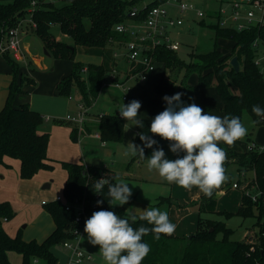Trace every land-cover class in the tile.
Instances as JSON below:
<instances>
[{"label": "trees", "instance_id": "1", "mask_svg": "<svg viewBox=\"0 0 264 264\" xmlns=\"http://www.w3.org/2000/svg\"><path fill=\"white\" fill-rule=\"evenodd\" d=\"M167 0H152L132 15L138 0H56L42 1L29 12L31 0H12L0 2V31L19 25V22L30 16L35 24L34 31L41 37L46 50L56 58L73 61L72 71L59 82L58 94L70 96L74 90L79 92V102L86 108L90 107L98 97L107 78L108 70L102 64L83 63L76 60L77 46L106 47L113 43H127L128 33L119 32L116 26L129 21H144L148 11ZM58 26L61 32L73 39L72 43L58 39L54 32ZM216 29V39L226 38L233 41V46L226 51L215 43L212 51L207 53H191L197 57L195 62H187L177 55L166 44H158L153 48L154 56L166 70L165 75L155 84L156 97L149 100V116L139 118L144 127L136 126L135 141L139 146L143 142L139 133L144 132L157 141L154 147L169 150V142L159 136H152L148 131L151 120L167 106L163 97L172 96L177 92L183 93L181 100L185 105L195 103L210 113L212 104L200 98V90L214 87L220 97L225 115L239 117L248 113L255 126L264 123V118L257 117L252 112L253 105L264 108V24L248 29L237 30L212 25ZM0 32V40L4 36ZM12 67V81L5 106L0 111V164H5V158H15L20 162V176L30 179L40 170H52L53 164L48 157L49 132H39L45 121V116L33 110L27 102L15 104V99L25 94V87L34 84V78L20 72V63L11 55L10 50L2 52ZM237 56L240 70L236 71L231 65V59ZM263 57L261 62L259 58ZM184 73L180 76L181 72ZM168 74V75H166ZM197 74L196 86L189 79ZM126 120L119 112L103 113L98 116V133L102 141L122 142L125 138ZM76 127L72 137H77ZM254 143V141H252ZM227 153L225 167L229 181L210 198L202 197L194 202L199 211L198 225L194 233L187 236L161 235L155 239L150 232L144 242L150 245L151 251L143 264H259L264 262V148L257 145L246 151L235 150L225 144H220ZM153 151L145 148V157ZM140 159L134 156L132 160ZM61 165L67 170V180L63 196L72 205L83 203L85 217L76 221V212L67 210L61 201L53 200L45 205L52 215L56 228L43 241H26L21 231L16 236H10L3 226V219H12L15 211L9 201L0 202V264H12L9 252L22 255V264H34V259L43 260L45 264H58V257L52 247L67 240L78 237L79 231L84 230L85 221L94 211L110 210L127 218L129 206L135 199L132 195L128 204L110 207L108 203V186L105 185L100 195L93 192V185L99 179L116 183L119 175L102 166H86L79 162L62 161ZM235 166V170L232 168ZM236 172L237 177L234 176ZM237 184L242 190L241 203L235 212L218 211V193L228 191ZM98 200L103 204L97 205ZM161 201L171 203L170 197ZM220 213L226 218L239 215L242 218L256 219V229L246 233L243 240L231 239L234 229L227 226L224 220L209 217V214ZM139 215V214H137ZM146 221H137L134 228ZM221 234V238L218 235Z\"/></svg>", "mask_w": 264, "mask_h": 264}, {"label": "crops", "instance_id": "2", "mask_svg": "<svg viewBox=\"0 0 264 264\" xmlns=\"http://www.w3.org/2000/svg\"><path fill=\"white\" fill-rule=\"evenodd\" d=\"M4 1L6 2L8 0ZM129 23L133 22L129 21ZM25 26L27 25H24V22L22 23V25L20 24V37L24 33H28L29 31L35 32L32 27L30 30H28L25 28ZM21 46L23 53L25 54L24 61H31L38 68H40L39 71H34L31 73V76L32 78H34L35 83L30 84L24 88L26 93L24 94L25 96L23 97V101L21 102L29 103L30 107L33 110L42 113L44 116L46 115L47 117L45 118L47 121H49L52 116L56 115L61 116V119L59 120V122H56V119H53L54 122L52 124L47 123L46 125H41L39 128L40 133L49 132L50 134V140L48 144V157L50 158V162L53 164L54 168L52 170H48L49 172H45V169H42L30 179H23L20 176L18 180L15 179L17 181H15L16 183H14L13 185H9L7 174L9 175L10 171L8 170V167L11 164L18 165L20 175V162L18 159L6 157V163L0 164V180L2 181L0 184V202L9 201L15 211L14 217H16L20 210H22V207H24V211H28V203L27 199H25L26 195L24 197L23 194L27 191L33 190L32 188L51 190L54 186L55 178L59 173L61 183L60 185H58V187L60 188L61 186V193L47 192L45 194H42L43 196L47 197L41 198V204L43 200H47L48 202L55 200L57 195L63 194V189L67 180V170L62 167L61 162H79L85 164L86 166L105 167L116 172L119 177L124 180L125 183H128L129 187L132 189V195L135 196V199L129 206V211H135L136 214H139L141 210H145L148 207H157L162 211H166L171 222L176 225L174 232L175 235L187 236L191 233H194L197 229L199 217V211L197 210V206L194 205V202L198 201L203 194L195 188L192 189V191H186L183 188L176 186L175 184H168L167 182L162 180L155 171L149 172L147 169L146 159L151 156L152 151H150L145 157L146 159L143 160H132L134 156H125L124 152L126 151V146L130 142L138 145V143L135 141L136 129L134 136L129 138L128 141L126 140V142H128L127 145L124 144L123 146H121L123 141H125L126 139V133L122 143L118 142L117 144H111V142L109 143L102 141L100 136L96 135V133H98L97 115H101L103 113H116L119 112V110L117 109L116 112L96 110L95 102L98 97L94 100L92 106L87 108L86 112L89 110L90 113H86L87 117L84 123L86 131L80 133L78 123L68 119L67 116L76 115L80 110L81 103L77 100V103L79 104V110L77 109L78 112L76 111V114H67L66 111L68 110L69 100L61 97L58 94L57 89V86L61 79L64 76L68 75V72L72 71L73 64L72 67L67 68L66 65L62 61H60L61 59H63L61 58L57 61L58 66H56V68H51L48 63H45L44 56L34 55L30 51L31 44L29 41L21 39ZM80 47L83 48V50L85 51V53H83L87 54L90 59H86L87 62H84V59L76 55L77 61H81L84 63L102 64L107 68L108 73L105 81L106 83L104 82L102 89L108 86V84H111L112 88L121 93L120 97L122 102L129 101L130 93L126 91H133L132 94L136 96V99L140 102H143L144 104V109L142 110L141 108L139 110L140 115L137 118L139 119L142 117H148L150 114L148 106L149 100L156 97L154 86L166 73L163 64L161 62H157L156 70L149 76V79L145 82H140L138 80L137 74H135L140 68V62L137 60L132 61L127 58L125 43H113L106 47L77 46V50ZM44 49L46 48L44 47ZM46 55L51 54L48 52V54ZM124 61L126 64H123ZM113 75L116 77L117 81L122 83L121 87L114 85V83L110 79ZM12 78V67L10 65L8 66L2 60H0V111L5 106ZM134 81H137L138 83ZM115 98L116 97L114 96H109L107 101H109V103H112L114 102ZM21 102L15 104L17 105ZM65 113L66 115H64ZM88 115H90V117ZM76 127L78 128L77 137L74 138L72 137V134ZM87 135H92L95 138ZM254 144L259 146L255 141ZM232 147L244 151V149L237 148L234 145ZM97 149L102 150L98 152ZM165 153L166 158L168 159L174 160L177 158V155L173 154L171 151H165ZM179 155H183V153H180ZM234 189H238L240 192V196L237 197L239 203H237L238 205L236 208L239 207L241 203L242 190L233 186V188L229 189L228 191L223 190L218 193V211H232L231 209H222V207H220L221 205L219 204V199L222 196L229 195V193ZM163 197H170L172 202L169 203L166 201H161V198ZM23 199H25V202H23ZM42 205L45 206L44 204ZM3 220V226L7 233L10 236H16L19 233L20 229H14L12 232H10L11 230H8L9 228L5 223L9 222L10 219ZM27 225L28 224H25L24 227L26 228ZM55 228L56 224L53 219V222H51L50 224L48 223V225L45 224V227L42 228L43 235L41 237H37V239H35L36 237H25L24 235H22V237L26 241L37 240L41 242L46 239L54 231ZM65 250L68 253V250L66 248ZM16 253L17 252L14 251L9 252V258L12 264L17 259L16 257H19L17 259V262L22 264V255L20 253H17L18 255H20L18 256ZM67 253L65 256L66 259ZM33 262L34 264H41L42 261L38 259V263H35L34 259Z\"/></svg>", "mask_w": 264, "mask_h": 264}, {"label": "clouds", "instance_id": "3", "mask_svg": "<svg viewBox=\"0 0 264 264\" xmlns=\"http://www.w3.org/2000/svg\"><path fill=\"white\" fill-rule=\"evenodd\" d=\"M182 95L181 92L165 95L163 100L167 106L151 120L148 129L152 136L168 141L169 150L177 158H166L162 148L154 147L157 141L144 132L138 134L143 146L130 142L124 155L146 159L144 149L151 148L152 154L146 159L149 172L155 171L168 184H175L186 191L195 188L210 198L230 179L225 167L227 153L220 144L233 146L247 135V128L239 117H220L205 113L195 103L185 105L181 100ZM141 107L140 101L132 100L128 104H121L118 110L121 118L130 122V127L143 128V120L137 118ZM252 112L264 118V108L260 105H253ZM115 180L114 184L106 179L97 180L93 192L100 195L107 184L110 207L124 206L130 201L132 189L120 177H115ZM103 202L98 200L97 205ZM137 221H146L151 227L141 224L134 228L132 225ZM175 228L168 213L157 207L141 210L139 215L129 211L127 218L101 209L94 211L85 221L84 233L91 245L99 246L104 264H143L151 251L143 238L150 232L155 239H160L161 235L170 236Z\"/></svg>", "mask_w": 264, "mask_h": 264}, {"label": "rangeland", "instance_id": "4", "mask_svg": "<svg viewBox=\"0 0 264 264\" xmlns=\"http://www.w3.org/2000/svg\"><path fill=\"white\" fill-rule=\"evenodd\" d=\"M9 1H12V0H8L6 2H9ZM48 1L49 2L50 1L56 2V0H48ZM150 1H152V0H138L137 7L141 8V7L145 6L147 3H149ZM190 1H192L195 5L201 7L205 12H207L208 15L200 20V18H197V16L194 13L186 12L184 14V20H185L184 25L181 28L177 27V28H170L169 29V34H170L171 38L173 40H178L181 43L180 49L177 50V55L181 59L186 60L187 62H195L198 59L196 56L192 57L191 53H207V52H210L215 47L216 41H217V44L220 46L221 49H223L225 51L227 49H230L234 44L233 41L226 39V38L216 39V29L214 27H212V25L216 24L217 17L210 15V13H212V11L213 12L216 11L219 8V6H220L219 0H190ZM0 2L6 3L4 0H0ZM168 6H170V5H167V7ZM173 6H174V4L171 3V7H168V8L169 9L171 8L172 14L178 15L177 10ZM25 21H28V22H25ZM23 22H24V25L25 24L27 25V26H25V28L28 30H30L31 27L32 28L35 27V24L32 21V19L30 18V16L22 19L19 22V24L22 25ZM0 32L2 33V30ZM53 32L57 38L65 40L69 43L73 42V39L70 36L64 35L58 26L53 28ZM3 37L4 36H2V39L0 40V45L3 41ZM21 39L25 40V41H29L31 44L30 51L34 55L44 56L45 57V63L46 64L48 63L51 68H56V66H58L57 61L61 58H56L53 55H46L44 45H43V41H42L41 37L36 32L29 31L28 33H24L21 36ZM6 43H7V41L5 39V45H6ZM0 51H1V48H0ZM2 52L3 51H1V53H0L1 54L0 60H2L5 64H7L9 66L10 63ZM10 52H11V55L20 63V72L23 75L32 77L31 76L32 72H34V71L36 72V71L40 70V68H38L31 61H26V60L24 61L25 54L23 53L22 46H21V52H22L21 59L16 58L14 56L15 54L12 50H10ZM83 52L85 53L83 48L80 47V48H78L76 55L79 56L80 58L84 59L83 60L84 62H87L86 59H90V58L87 54H84ZM60 61H62L66 65L67 68L72 67V64H73L72 60L61 59ZM123 64H126L125 61ZM70 71H71V69H70ZM69 73L70 72H68V74ZM183 73H184V71L181 72L180 76ZM166 75H168V74H166ZM134 82H137V81H134ZM189 82L191 85L196 86L197 82H198L197 74H193L190 77ZM126 92L130 93L129 101L128 102H122L121 97H120L121 93L119 91L115 90L114 88H112L111 84H108V86L104 87L101 90L100 95L98 96V98L95 102V105H96L95 109L99 110V111L103 110L105 112H116V110L118 109V107L121 104H123V103L128 104L132 100H137L136 96H134L132 94L133 91H130V92L126 91ZM24 96H25L24 94L17 96L15 99V103H19V102L23 101ZM60 96L69 100L68 110L66 111L67 114H74L77 111V109L79 110V104L77 103V100L79 102L80 96H79L78 90H74V92L70 96H62V95H60ZM109 96L116 97L114 102L109 103V101H107ZM200 96L203 100L208 101L212 104L213 109H212L211 114L218 115L220 117L225 116L223 109H222V103H221L220 97L218 95L217 90L214 87L202 88L200 90ZM141 105H142L141 108L143 110L144 109L143 102H141ZM87 112L90 113L89 110ZM66 113L64 115H66ZM88 116L90 117V115H88ZM97 116H100V114H98ZM45 117H47V116L45 115ZM53 119L54 120L56 119V122H59V120L61 119V116H58V115L52 116V118L49 119V121H47L45 118V121L43 122L42 125H46L47 123L52 124L54 122ZM242 123L247 128V135L243 139L235 142L234 146L237 148H240V149H244V151H245V150L249 149L251 144H253L252 141H255L259 145V147H264V123L260 126H255L253 119L251 118V116L248 113H245L243 115ZM130 126H131L130 122L126 121V125H125L126 139H125V141H123V143L121 142L122 143L121 146H123L124 144L127 145L128 142H126V140L128 141V139L133 137L135 134L136 126H132V127H130ZM87 136L95 138L92 135H87ZM117 143L118 142H111V144H117ZM231 148H233L235 150H239V149H236L232 146H231ZM97 150H98V152H100L102 149H97ZM239 151H243V150H239ZM8 168H9L8 170L10 171V174L9 175L7 174V176H8L7 179H9V185H13L14 183L17 182L16 180H18L20 177L18 165H12L11 164ZM232 169L235 170V166ZM45 172H49V171L45 170ZM234 176L237 177L236 172L234 173ZM1 182L2 181L0 180V184H1ZM60 183H61V179H60V174L58 173L57 177L55 178L54 186L52 187L51 190H46V189L41 190L38 188H32L33 190L25 192L23 194V196L25 197V195H26L25 199H27L28 211H24V207H22L21 208L22 210H20V212L16 215V217L10 219L9 222H5L9 228L8 230L9 231L11 230L10 232H12L14 229L15 230L20 229V231L22 232V235H24L25 237H27V236H30L32 238L36 237L35 239H37V237H41L43 235L42 234L43 233L42 228L45 227V224L48 225V223L50 224L51 222H53L52 215L49 213L47 208L41 204V198L47 197V196H43L42 194H45L47 192H51V193H56V192L58 193L59 192V193H61L62 188H61V186H60V188L58 187V185H60ZM238 196H240V192L238 189L232 190L229 193V195H227V196H222L219 199V204L221 205L220 207H222V209H231L232 211H235L237 209L236 208L238 205L237 203H239V200H237ZM25 199H23V202H25ZM49 200H50V198H49ZM208 216L213 218V219L224 220L227 223V226H230L232 229H234V233H232V235H231V239H233V240H243L245 238L246 233L252 232L253 230L256 229V227H255L256 219L253 217H249V218L245 219L239 215L234 214V215L230 216L228 219H226L224 215H222V214L220 215L218 213H212V214H209ZM25 224H28L26 228L24 227ZM80 232L82 234L81 233H80V235L78 234V237L76 238L79 245L83 249L89 251L94 257V259L84 261V264H104V261L99 254V246L91 245L88 241L87 234L83 233L82 230ZM218 237L221 238V234H219ZM52 251L58 257V264H64L66 261L65 256H66L67 251L63 247V244L59 243V244L53 246ZM18 256H20V255H18ZM16 258L18 259L19 257H16ZM17 259L13 262V264H20L19 262H17ZM41 261H42L41 264H45V262L43 260H41Z\"/></svg>", "mask_w": 264, "mask_h": 264}, {"label": "built area", "instance_id": "5", "mask_svg": "<svg viewBox=\"0 0 264 264\" xmlns=\"http://www.w3.org/2000/svg\"><path fill=\"white\" fill-rule=\"evenodd\" d=\"M42 1L46 0H31L29 12L32 13ZM219 2V8L214 12L212 11L210 15L217 17L216 24L220 26L243 30L264 24V0H219ZM171 3L174 4L173 7L177 10L178 15L172 14L171 8H168L171 7ZM167 5L170 6L167 7ZM139 9V7H135L132 15L137 14ZM186 12L194 13L200 20L208 15L207 12L190 0H167L163 4L152 7L144 21L120 23L116 26L117 31L130 35V39L126 43V55L129 60L140 62V68L135 73L140 82L147 81L149 76L156 70L158 61L154 56L153 48L158 44H166L168 48L174 51L180 49L181 43L171 38L169 29L181 28L184 25V14ZM2 32L5 35L0 45L1 51L12 50L15 54L14 56L21 59L20 24L5 31L2 29ZM5 39L7 41L6 45ZM262 60L263 57H260L258 62ZM110 79L115 86H122V83L117 81L114 75ZM86 109L83 104H80V110L76 115L67 116L68 119L78 123L80 133L86 131L84 127L87 117ZM96 135L100 136L99 133H96ZM234 187H237V184H234ZM55 200L61 201L67 210L74 208L76 221H83L86 215L83 203L75 202L72 205L61 194L57 195ZM46 203H48L47 200L42 201V204ZM82 231L84 233L83 229ZM80 233L79 231V235ZM63 246L68 250L64 264H84V261L94 258L89 251L79 245L77 239L64 241ZM35 263H38V259H35ZM259 264H264V262Z\"/></svg>", "mask_w": 264, "mask_h": 264}, {"label": "water", "instance_id": "6", "mask_svg": "<svg viewBox=\"0 0 264 264\" xmlns=\"http://www.w3.org/2000/svg\"><path fill=\"white\" fill-rule=\"evenodd\" d=\"M45 53L48 54V51L45 49ZM231 65L235 68L236 71L240 70V63L237 56H234L231 59Z\"/></svg>", "mask_w": 264, "mask_h": 264}]
</instances>
